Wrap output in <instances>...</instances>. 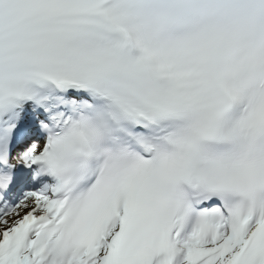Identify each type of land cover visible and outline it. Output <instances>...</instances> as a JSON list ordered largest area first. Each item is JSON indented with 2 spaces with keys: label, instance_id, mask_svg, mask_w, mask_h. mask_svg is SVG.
<instances>
[{
  "label": "snow or ice",
  "instance_id": "6c2138e0",
  "mask_svg": "<svg viewBox=\"0 0 264 264\" xmlns=\"http://www.w3.org/2000/svg\"><path fill=\"white\" fill-rule=\"evenodd\" d=\"M0 264H264V0H0Z\"/></svg>",
  "mask_w": 264,
  "mask_h": 264
}]
</instances>
